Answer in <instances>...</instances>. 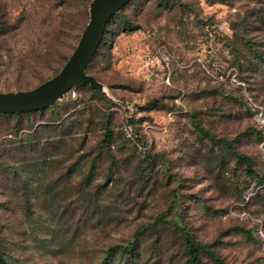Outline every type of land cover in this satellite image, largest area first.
<instances>
[{
  "label": "rangeland",
  "instance_id": "374dc122",
  "mask_svg": "<svg viewBox=\"0 0 264 264\" xmlns=\"http://www.w3.org/2000/svg\"><path fill=\"white\" fill-rule=\"evenodd\" d=\"M91 1L0 0V24L12 30L0 48L15 49L0 50V91L52 77ZM109 31L88 69L105 95L77 85L44 112L0 114V150L12 151L0 179L6 260L101 264L147 227L132 254L109 264H189L185 232L205 264H216L211 251L226 264H264V193L252 199L257 182L226 146L264 177V0H132ZM29 63L39 78L20 69ZM65 110L98 113L65 147L33 141ZM86 132L84 150L71 153Z\"/></svg>",
  "mask_w": 264,
  "mask_h": 264
},
{
  "label": "trees",
  "instance_id": "16d2710c",
  "mask_svg": "<svg viewBox=\"0 0 264 264\" xmlns=\"http://www.w3.org/2000/svg\"><path fill=\"white\" fill-rule=\"evenodd\" d=\"M93 1L94 0H92L90 2V4H89V16L91 15V4L93 3ZM130 2H132V0ZM128 4H126V5H128ZM124 7H122L119 11H117L109 19V21L107 23V26H106V29H105V32H104V36L102 38V41H101L99 47L101 46V44L104 41H106L107 37L110 35V31H109L110 23L121 12V10ZM89 20H90V18H89ZM88 23L84 26V28L82 30V33H81V36H80V39H81L82 34H83L84 30L86 29ZM127 25L132 27V25L130 23H127ZM10 27H11V24L9 22L2 21L1 24H0V28H1V30H3V32L0 34V36L4 37L9 32L11 33L12 30H11ZM80 39H79V42H80ZM79 42H78V44H79ZM77 46L73 50L72 54L63 60V62L60 65L59 70L52 77H50L48 79L41 80L40 83L37 86H35L34 88L28 89V90H19V91H16V92H13V91H8V92L0 91V92L1 93H5V94H7V93H18V92H28V91H32V90L40 87L44 83L48 82L49 80L53 79L54 77H56V76H58L60 74V72L64 69V67L66 66V64L70 60L71 56L75 52ZM53 49L54 48H50L49 52H51ZM0 50H2V51H9L10 50V51H13V52L15 51V49L10 47V45L6 41H2V47L0 48ZM91 61L88 64V66L86 67V69H85L86 74L88 76H91L92 78H94L95 81H97L98 83H100L101 85L104 86V84L102 82H100L94 75L88 73V69L90 67ZM0 65H2V67L4 66V64H2V63H0ZM16 69L18 70L19 67H17ZM20 69L27 71L28 74L29 73H32V74L35 73V77H37V78H39V76H40V73L38 71L39 67L35 63L34 64L29 63V65L26 68H20ZM77 85L90 86L95 93H97L99 95H105V91H101L99 89H96L93 86H91L90 84H77ZM77 85L73 86L72 89H74ZM72 89L69 91V94L72 91ZM57 102L58 101H56L55 103L50 104V105H48V106H46V107H44L42 109H39V110H33V111L22 112V113H9V114H15V115L21 116V115H30L31 113H34V112L41 113V112H44L45 109L54 107ZM96 113H98L97 110H65L62 113L63 115L60 113V118L59 119L51 120V122H49L48 124H45L43 127H39L37 129H35V131L33 132L32 135L37 136V139L34 138L33 141H37L38 145H42V141H44V142H46V144H49L51 142V143L54 144L53 146L57 145L58 147L59 146L65 147V146L68 145V143H71L72 141H74L73 138L74 137L76 138V135L81 134L80 132H78V130L77 131H75V130L81 125L83 120H85L86 118L90 117L91 115L95 116ZM9 114H7V115H9ZM57 115H55V116H57ZM82 134L85 136L83 138L84 145L82 147L77 148V150L74 149L73 151H71V153H76V152H80V151L84 150L85 142L87 140V137H86L87 136V132L86 133H82ZM259 135H262L260 137L264 138V134H259ZM113 138H114L113 130H111L106 125L105 126V132L103 134V139L101 140V147L104 148V151L107 150V149L109 150L111 148V146H112L111 143L113 141ZM29 142H31V140L30 141H25V142L20 141L19 143L24 144V145L27 146V145H29V144H27ZM0 146L5 147V146H8V144H1ZM226 146L236 156L238 162H240L241 164H243L245 166V169H246L247 173L250 176L254 177V179H255L254 181L257 182V184H256V188H255V190H256L255 191V197L252 198V199H258L260 196H262V192L264 193V177L263 176L261 177L259 174H257V171L253 167V159L251 157H248L246 155H243V154H240V153L236 152V150L234 149L233 144H231L230 141H226ZM30 147L31 146H29L28 149ZM34 151H35V149L31 150V152H34ZM11 152H9L6 149L0 150V179L4 175V168H5V165H6V160L8 159V156H10ZM16 154H17V151H15V155ZM144 155H145L146 159L149 157V154L147 152H145ZM72 171H74L73 166L70 169V173L73 176V172ZM81 195H82V193L81 194L79 193L77 202H79V198H80ZM80 211L85 212V210H83V209H81ZM160 221H164V219H161ZM165 223L169 225V222H165ZM108 227H109V225H106L104 228H108ZM149 229L150 228H147V227L138 229L135 232V234L133 235L134 241L133 242H129L127 245L119 244V245L111 246L110 248H108V250L106 251V256L103 259V261L101 262V264H109V261H110L111 257H113L117 253H121L123 255L132 254L136 250V248L138 246V243L140 241L139 238L142 235H144L145 232H147ZM183 241H184L185 248L187 249L189 264H205L203 262V260L201 259V257H200V248L201 247H199V245L195 242V240L193 239V237L189 233H186V232L183 233ZM209 253H210V257L215 261L216 264H226L214 252L211 251ZM0 264H10L6 260V258L4 256V253H3L2 243H1V229H0Z\"/></svg>",
  "mask_w": 264,
  "mask_h": 264
},
{
  "label": "water",
  "instance_id": "95a60500",
  "mask_svg": "<svg viewBox=\"0 0 264 264\" xmlns=\"http://www.w3.org/2000/svg\"><path fill=\"white\" fill-rule=\"evenodd\" d=\"M130 1L94 0L89 23L60 74L32 91L7 94L0 92V114L42 109L62 99L77 84H90L104 91V86L88 76L85 69L99 48L109 19Z\"/></svg>",
  "mask_w": 264,
  "mask_h": 264
}]
</instances>
